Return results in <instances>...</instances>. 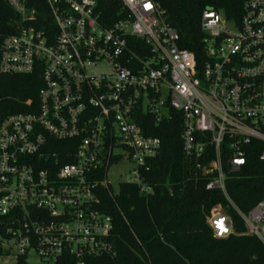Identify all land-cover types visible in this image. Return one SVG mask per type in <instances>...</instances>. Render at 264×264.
I'll use <instances>...</instances> for the list:
<instances>
[{
	"label": "built area",
	"instance_id": "2783aa9c",
	"mask_svg": "<svg viewBox=\"0 0 264 264\" xmlns=\"http://www.w3.org/2000/svg\"><path fill=\"white\" fill-rule=\"evenodd\" d=\"M5 1L17 22L2 43L0 71L39 70L42 80L37 104L26 103L31 112L0 125V215L8 220L2 245L9 255H27L28 263L34 253L43 264L116 256L113 221L94 207L96 191L110 187V164L123 152L135 166L128 183L152 193L141 172L162 142L145 134L138 112L158 125L179 113L183 155L207 177L206 189L238 210L228 196L229 174L247 166L255 147L264 162V0H247L239 20L204 11L201 63L179 47V33L153 0H119L117 18L104 22L103 0ZM74 140L73 162L62 165L52 141ZM218 209L208 224L224 239L233 223ZM239 214L247 234L264 244V200Z\"/></svg>",
	"mask_w": 264,
	"mask_h": 264
},
{
	"label": "trees",
	"instance_id": "16d2710c",
	"mask_svg": "<svg viewBox=\"0 0 264 264\" xmlns=\"http://www.w3.org/2000/svg\"><path fill=\"white\" fill-rule=\"evenodd\" d=\"M163 11L166 22L180 35L181 49L204 60L205 33L201 29L204 11L223 12L228 19L239 20L247 0H153ZM103 22L117 18L119 0H103ZM116 15V16H115ZM17 17L5 0H0V58L4 39L13 33ZM42 87L41 71L32 74H8L0 71V125L10 116L27 114L26 103L37 104ZM173 119L156 124L149 114L137 113L135 121L146 135L160 138L162 147L157 158L148 162L149 171L141 172L148 195L139 186L128 182L96 191L95 208L111 216L113 232L110 243L116 256L91 257L86 264H264V244L248 235L239 211L248 215L264 200V162L260 148L255 147L247 166L230 173L228 196L238 209L229 204L220 192L208 191V179L183 155L182 122L179 113ZM62 165L72 163L71 156L78 141H52ZM61 156V157H60ZM68 156V157H67ZM114 159L110 166L118 164ZM200 164H206L201 162ZM100 171L97 181L101 182ZM221 206L231 218L233 234L216 238L208 219L212 210ZM7 218L0 215V257L9 256L3 247ZM16 264H28L27 255L16 258Z\"/></svg>",
	"mask_w": 264,
	"mask_h": 264
},
{
	"label": "rangeland",
	"instance_id": "374dc122",
	"mask_svg": "<svg viewBox=\"0 0 264 264\" xmlns=\"http://www.w3.org/2000/svg\"><path fill=\"white\" fill-rule=\"evenodd\" d=\"M221 16H224L221 12ZM135 169L133 163H131L123 154L122 158L118 164L112 165L107 173V182L109 186L115 193H118L119 185L124 182H129L133 177L132 173ZM218 212H224V210H217ZM29 264H43L38 259L34 253L29 254L28 256ZM0 264H16V254L15 252L6 257H0Z\"/></svg>",
	"mask_w": 264,
	"mask_h": 264
}]
</instances>
